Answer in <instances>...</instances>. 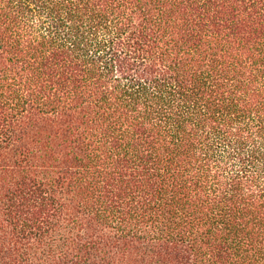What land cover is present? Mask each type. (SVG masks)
<instances>
[{"label": "trees", "instance_id": "1", "mask_svg": "<svg viewBox=\"0 0 264 264\" xmlns=\"http://www.w3.org/2000/svg\"><path fill=\"white\" fill-rule=\"evenodd\" d=\"M0 264H264V0H0Z\"/></svg>", "mask_w": 264, "mask_h": 264}]
</instances>
